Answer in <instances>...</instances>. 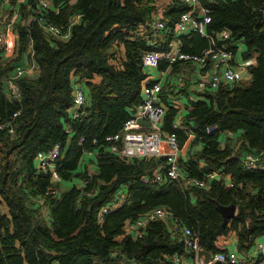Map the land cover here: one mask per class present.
<instances>
[{"label": "trees", "instance_id": "16d2710c", "mask_svg": "<svg viewBox=\"0 0 264 264\" xmlns=\"http://www.w3.org/2000/svg\"><path fill=\"white\" fill-rule=\"evenodd\" d=\"M52 1L59 12L49 11L46 21L63 30L82 14L71 37L49 36L36 19L19 23L20 55L0 63V122L14 123L13 133L0 130V264H183L184 256H197L184 243L185 227L212 254L229 251L234 235L238 253H249L264 238V168L244 165L248 153H264V0H202L210 10L208 32L217 36L227 30L230 46L237 50L242 43L243 57L256 56L257 64L248 83L209 89L192 100L182 119L186 129L174 127L179 108L168 100L171 86L164 85L163 129L176 133L181 144L187 131L194 139L179 161L182 178L161 182L155 174L165 167V157L127 158L110 150L108 137L119 133L142 103L150 76L143 64L146 52L172 54L173 42L184 53L209 47L197 32H173L192 7L182 0ZM161 9L172 31L153 47L152 21ZM30 48L38 72L14 79L21 99L13 100L5 82ZM184 63L172 69L177 72ZM76 77L87 97L85 114L77 119L72 117ZM211 125L217 130L208 132ZM56 144L63 146L58 184L40 172L36 159ZM214 173L218 177L208 187L195 184ZM121 192L123 201L101 218ZM233 204L236 215L224 223L218 206ZM159 207L172 218L151 221L142 237L127 233L128 224Z\"/></svg>", "mask_w": 264, "mask_h": 264}, {"label": "built area", "instance_id": "2783aa9c", "mask_svg": "<svg viewBox=\"0 0 264 264\" xmlns=\"http://www.w3.org/2000/svg\"><path fill=\"white\" fill-rule=\"evenodd\" d=\"M11 6L8 16L0 12V51L3 62H13L19 54V37L16 32V27L19 23L29 25L33 20L37 22L48 32L49 36L68 39L72 34V27L81 22L82 14L74 15L69 22L66 30L55 23L46 21V15L49 11L54 10L59 12L58 8L54 7L52 0H7ZM76 0H73L74 2ZM192 9L184 12L179 20L174 25V34H187L197 32L203 37H206L210 45L200 54L184 53L179 49L172 54L165 53L159 50H151L143 55V64L145 68H159L162 63L167 64L168 68H173L174 63L182 60L191 64H196L201 67H209L210 74L207 78L199 80L195 83L199 92H205L212 89L217 90L221 86L235 85L244 81L245 75L249 73L257 64V58H245L241 56L238 49L235 50L230 46L228 41L231 34L227 30L213 36L208 32L207 26L210 22V10L202 3V0H184ZM264 16V7L262 9ZM152 21L153 36L149 44L156 46L157 38L165 37L171 33L172 29L168 28V21L164 19V9L157 13ZM23 56V55H22ZM21 56V57H22ZM26 60L22 62L20 59L14 65L13 75L5 82L6 90L12 96L13 100H20L21 93L15 84V80L21 76L35 77L37 65L34 59L33 51H27ZM166 72H162L160 79H150L143 83V100L138 106V109L129 120L125 123L124 128L117 134L109 136L111 142L110 150L120 153L127 158H166V165L155 174V180L158 182L164 181L167 178L173 181L180 180L182 173L180 169V158L188 153L191 143L194 139L193 133H188L187 140L184 144L179 142V137L176 133H169L163 129L164 117L166 114V105L161 98V93L164 85L168 83L165 80ZM179 77V76H178ZM177 77V81L182 83V77ZM155 80V82H151ZM74 91V107L72 111L73 118H81L84 116L82 107L87 102L86 90L84 82L75 78ZM16 116V114H15ZM140 119L146 120L149 124L140 123ZM177 129L178 125H174ZM9 129L10 133L14 132V123L7 124L0 122V130ZM217 130L216 125L208 127V132ZM85 138L81 139V142ZM96 143V140H94ZM263 154L248 153L244 158V165L247 169L264 168ZM63 155V146L56 144L48 152H39L36 156L37 165L40 172L51 175V180L54 184L61 183L62 178L57 170L58 160ZM92 155V152H87L86 157ZM218 174L214 173L204 180H195V184L199 187L206 188L210 185V181L217 178ZM230 183V182H229ZM183 184V183H182ZM53 195L58 194L56 190ZM123 201V192L117 195L114 202L104 207L101 211L103 214L108 213L117 204ZM39 202L43 204V199ZM160 218L171 219L172 213L166 208L159 207L147 213L140 220L127 225V233H132L136 237H142L148 224L151 221ZM183 239L187 248L194 250L197 253L203 250L200 246V240L196 232L192 228L185 227L183 230ZM264 256V243L258 242L256 246L246 254L238 253L237 250H229L227 252H218L212 254V259L207 264L222 263V264H246L251 254ZM179 263L180 259L176 258ZM195 264H206L203 260Z\"/></svg>", "mask_w": 264, "mask_h": 264}, {"label": "crops", "instance_id": "0c3cea01", "mask_svg": "<svg viewBox=\"0 0 264 264\" xmlns=\"http://www.w3.org/2000/svg\"><path fill=\"white\" fill-rule=\"evenodd\" d=\"M182 1L184 3H186L184 0H182ZM10 10H11V6L9 5V2L7 0H0V11L6 12L5 14H3V12H2V14L4 16H8ZM181 34L182 33H178L176 35H181ZM162 38H164V37H162ZM171 46H173V48H174L173 52L178 51L180 49L178 42H173L171 44ZM238 48H239V46H238ZM244 49H242V51L239 52L241 56L243 54ZM31 51H32V48L29 49V52H31ZM165 53H167V52H165ZM25 54L26 53H24L23 56L21 57L22 62H24L27 59ZM145 69H148V68H145ZM149 69L150 70L151 69L158 70L160 73L159 79L162 76V72H166L165 80H168V83L165 86H167V85L171 86V88H169V87L166 88V91H168V93H169V96H168L169 99L168 100H169V102H171L172 105L179 108V113L177 115L175 124L178 125L179 129H186V127L182 125V119L187 115L189 109L187 107L185 109L186 112L185 113L182 112L184 107L182 105V101H180V100H182L183 97L186 98V96L191 95L190 100L188 102V106H189L190 102L192 100L198 101L202 98V93L199 92V90H197L195 83L198 82L199 80H202V79L207 78L209 76V74H210L209 67H201V66H198L196 64H191V63L187 62V63H184L183 68H181L177 72L174 71V69H172V68L171 69L168 68L167 64H165V63H162L159 68H149ZM181 73L184 74V78L182 77V79H183L182 83L177 81V77L180 76ZM251 74H252V70L245 75L244 82L248 83L251 80V77H252ZM153 78H155V77L153 75V71L151 70L148 80L153 79ZM165 105L167 107V104H165ZM192 125H194L193 122H192ZM188 133H190V132L187 131V135H188ZM183 157H186V155L181 156V158H183ZM91 167L94 170V165L91 164ZM47 210H49V208L45 209V212L48 213L49 211H47ZM227 248L229 250L230 249L231 250H237V238L235 235L229 239L228 244H227ZM260 258H261V256L253 253L249 256V260L246 264H257V262ZM202 260H203V258H202ZM198 261H201V260H199L198 256H196L195 258L189 257V256H184L182 258L183 264H195ZM261 264H264V262H261Z\"/></svg>", "mask_w": 264, "mask_h": 264}, {"label": "water", "instance_id": "95a60500", "mask_svg": "<svg viewBox=\"0 0 264 264\" xmlns=\"http://www.w3.org/2000/svg\"><path fill=\"white\" fill-rule=\"evenodd\" d=\"M140 123L149 124L148 121L143 120V119H140ZM218 207H219V210L221 211V213L224 217V221H225L224 223H226L229 218L236 215L237 207L234 204L230 205V206L219 205ZM198 258H199V260H202V258H203V262L207 264L212 259V253L207 251V250H201L198 253Z\"/></svg>", "mask_w": 264, "mask_h": 264}, {"label": "rangeland", "instance_id": "374dc122", "mask_svg": "<svg viewBox=\"0 0 264 264\" xmlns=\"http://www.w3.org/2000/svg\"><path fill=\"white\" fill-rule=\"evenodd\" d=\"M1 12V11H0ZM6 12H3V14H5ZM242 49H244V45L242 44V43H240L239 44V48H238V50H239V52H241L242 51ZM5 58L3 57L2 59H0V63H2L3 62V60H4ZM152 71H153V75H154V77H155V79H159V75H160V73H159V71L158 70H155V69H151ZM149 68L148 69H145V71L148 73V74H150V71H151ZM38 72V69H37V71H36V73ZM180 76L181 77H183L184 78V74L183 73H181L180 74ZM179 76V77H180ZM178 77V78H179ZM191 96V95H190ZM190 96H186V98H182V100H180V101H182V105H183V110H182V112H186L185 111V109L188 107V102H189V100H190ZM179 98V97H178ZM64 189V188H63ZM259 242H262V243H264V238H261L260 240H259Z\"/></svg>", "mask_w": 264, "mask_h": 264}]
</instances>
